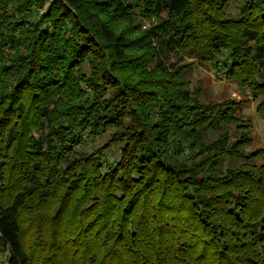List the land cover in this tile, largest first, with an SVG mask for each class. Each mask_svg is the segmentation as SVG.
<instances>
[{
  "label": "trees",
  "instance_id": "16d2710c",
  "mask_svg": "<svg viewBox=\"0 0 264 264\" xmlns=\"http://www.w3.org/2000/svg\"><path fill=\"white\" fill-rule=\"evenodd\" d=\"M44 2L0 0V264H264V146L183 61L264 119V0Z\"/></svg>",
  "mask_w": 264,
  "mask_h": 264
},
{
  "label": "rangeland",
  "instance_id": "374dc122",
  "mask_svg": "<svg viewBox=\"0 0 264 264\" xmlns=\"http://www.w3.org/2000/svg\"><path fill=\"white\" fill-rule=\"evenodd\" d=\"M53 0H45L44 4L39 8H33V17L37 19L43 15L50 3ZM228 4V11L232 17H237L239 14V8L242 5L243 0H226ZM100 3V2H98ZM12 6L2 8L0 14L8 11L11 14ZM99 10V9H98ZM102 13V12H101ZM139 13V12H138ZM109 15V14H108ZM101 16V14H100ZM102 19H106L101 16ZM112 24L117 30L124 32L129 37L136 38L141 33L149 28L152 24V20H140L139 16L133 18H115L111 19ZM48 23V22H47ZM46 26H49L48 24ZM140 26V27H139ZM139 27V29H138ZM185 62L194 63L191 76H190V90L199 95V97L210 103L223 102L228 100H234L241 103L240 116L244 120H249L251 123V133L253 143L251 146L246 147L245 150L249 151L257 147L264 146V119H262L256 113L257 101H254L246 90H241L233 82L226 81L221 75L217 74L212 68L210 63H196L192 59H184ZM83 72L88 75V68L84 67ZM107 135H103L99 138H95V145L101 146L107 139Z\"/></svg>",
  "mask_w": 264,
  "mask_h": 264
}]
</instances>
